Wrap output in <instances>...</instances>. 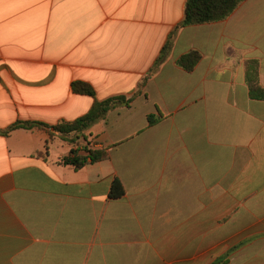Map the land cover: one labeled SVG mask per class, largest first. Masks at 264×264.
I'll return each mask as SVG.
<instances>
[{
  "label": "crops",
  "instance_id": "0c3cea01",
  "mask_svg": "<svg viewBox=\"0 0 264 264\" xmlns=\"http://www.w3.org/2000/svg\"><path fill=\"white\" fill-rule=\"evenodd\" d=\"M188 1L0 0V264H264V0L180 27ZM84 137L109 157L64 165Z\"/></svg>",
  "mask_w": 264,
  "mask_h": 264
},
{
  "label": "trees",
  "instance_id": "16d2710c",
  "mask_svg": "<svg viewBox=\"0 0 264 264\" xmlns=\"http://www.w3.org/2000/svg\"><path fill=\"white\" fill-rule=\"evenodd\" d=\"M244 1L246 0H189L186 7V18L180 27L202 25L225 20ZM200 59L201 55L199 52L191 51L178 60V65L186 72H192ZM254 65H257V63ZM248 83L250 85L251 96L253 99H264V91L259 85L258 75L254 74L253 76H248ZM72 88L73 92L76 94L89 95L92 97L95 96L93 88L83 82L73 83ZM128 103L129 101L124 97H115L103 102H96L87 115L75 122L62 123L54 127V130L64 136L75 134L78 137L80 134L88 131L98 120L105 117V115L114 107ZM159 119L161 118L150 116L148 121L149 124L153 126ZM17 128H24L27 130L38 128L47 131L50 134V137H52V132L49 131V126L43 123H18L10 130ZM72 142H76L75 139H73ZM85 150L88 155H79L77 151H72L71 155L64 158L62 163L67 166H72L76 170H80L88 164L103 161L109 157L107 149L89 148V146H86ZM111 194L114 198H119L124 195L122 184L118 180H115L113 183Z\"/></svg>",
  "mask_w": 264,
  "mask_h": 264
},
{
  "label": "rangeland",
  "instance_id": "374dc122",
  "mask_svg": "<svg viewBox=\"0 0 264 264\" xmlns=\"http://www.w3.org/2000/svg\"><path fill=\"white\" fill-rule=\"evenodd\" d=\"M241 4H242V3H241ZM241 4H240V5H241ZM240 5H239V6H240ZM239 6H238V7H239ZM154 117H155V116H154ZM159 117L162 118L161 116H159ZM155 118H158V117H155ZM50 139L53 140V137H50ZM82 141L84 142L85 146H88V145H86V144H89V143H88V141H87V139H86L85 137H84V139H83ZM84 155H85V154H84Z\"/></svg>",
  "mask_w": 264,
  "mask_h": 264
}]
</instances>
